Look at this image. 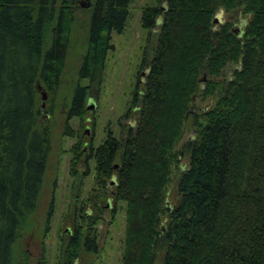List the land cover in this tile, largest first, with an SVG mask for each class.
<instances>
[{"label":"trees","instance_id":"1","mask_svg":"<svg viewBox=\"0 0 264 264\" xmlns=\"http://www.w3.org/2000/svg\"><path fill=\"white\" fill-rule=\"evenodd\" d=\"M132 1L91 4L66 137L68 123L90 110L80 84L102 87L112 36L123 34ZM77 2L0 0V264H18V246L33 232L52 140L51 127L40 126L36 87L51 97L60 87ZM155 4L141 16L143 90L136 85L126 116H135V129L108 135L88 158L100 192L111 187L115 209L125 205L122 264H155L160 255L161 264H264V0ZM220 13L241 16L242 30L215 22ZM196 100L213 104L190 116ZM189 119L195 137L175 153ZM171 166L179 203L167 209ZM51 216L52 207L47 232ZM77 223L62 237L66 264L97 252L95 223Z\"/></svg>","mask_w":264,"mask_h":264},{"label":"rangeland","instance_id":"2","mask_svg":"<svg viewBox=\"0 0 264 264\" xmlns=\"http://www.w3.org/2000/svg\"><path fill=\"white\" fill-rule=\"evenodd\" d=\"M92 3L94 0L77 2L70 47L60 87L55 96L51 97L40 85L36 87L41 110L40 126L51 127V154L40 202L33 217V232L19 244L16 252L18 264H66L62 252L68 248L63 243L67 239L63 240L62 237L70 231L72 234L73 225H78L77 219L80 217H89L95 223L92 231L97 235V252L94 255L81 252L72 264H122L126 234L125 205L119 202L115 209L114 199L110 196L114 190L111 187L106 185L105 191L100 192L95 163L88 158L93 153L90 148L93 151L99 148L108 135L118 140L120 133H124L127 127L134 125L135 129V116H126L136 85L138 91L143 90L142 85L137 82L142 79L140 67L148 34L141 28V16L145 9L153 8L156 4L155 0L132 1L123 34L112 36V51L106 58L104 81L100 91L96 87H90L87 82L80 84L88 88L85 108L91 105L93 109L85 111L82 119L68 123L72 135L66 137L64 117L82 65L86 22ZM220 14L215 22L230 23L234 25L233 30L236 32L242 30L240 26L244 19L241 16ZM150 40L154 41V37ZM232 72V69L226 70V77H230ZM212 104L213 101L196 100L190 108V116L203 113ZM51 107L53 115L46 116L44 112L50 111ZM183 133L182 139L175 146V153L195 137L191 119L183 124ZM185 162L186 160L179 163V167L184 166ZM175 168L171 166L170 183L166 192L167 209H173L179 203V172ZM51 207L52 216L47 232V216ZM161 263L160 255L155 264Z\"/></svg>","mask_w":264,"mask_h":264},{"label":"water","instance_id":"3","mask_svg":"<svg viewBox=\"0 0 264 264\" xmlns=\"http://www.w3.org/2000/svg\"><path fill=\"white\" fill-rule=\"evenodd\" d=\"M43 101H45V95H43ZM88 109H93V107L90 105L89 107H88ZM114 184V182H111V185H113Z\"/></svg>","mask_w":264,"mask_h":264}]
</instances>
